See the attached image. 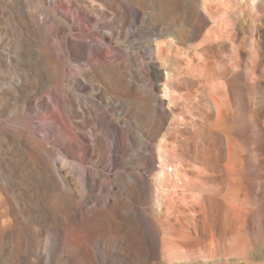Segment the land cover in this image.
Here are the masks:
<instances>
[{"label":"bare ground","instance_id":"obj_1","mask_svg":"<svg viewBox=\"0 0 264 264\" xmlns=\"http://www.w3.org/2000/svg\"><path fill=\"white\" fill-rule=\"evenodd\" d=\"M257 1H246L249 26ZM189 2L160 0L170 22L155 28L137 25L131 0H0V264L257 263L215 233L243 221L240 201L220 195L237 190L228 176L250 175L257 159L224 147L218 127L234 82L263 76L262 54L236 46L234 0ZM212 46L231 49L229 73L247 63L234 84L212 82ZM129 94L147 125L129 115ZM101 232L122 234L110 242L114 259L80 262Z\"/></svg>","mask_w":264,"mask_h":264},{"label":"rangeland","instance_id":"obj_2","mask_svg":"<svg viewBox=\"0 0 264 264\" xmlns=\"http://www.w3.org/2000/svg\"><path fill=\"white\" fill-rule=\"evenodd\" d=\"M178 4H184L186 6H190L187 4L188 0H174ZM185 1V3H184ZM247 1V0H246ZM245 0H234L235 4H238L239 12L236 14L235 18V23L238 24V26L243 27V30L240 32V35L235 41L236 46H238L239 49L243 51H248V50H255L258 53H261V66L260 69L262 71V77L260 82L257 81H250L248 83L249 85H246L243 82L242 79L238 80L239 82H234L237 81L234 78L237 76L239 72L242 74L246 69H248L246 64H243V67L240 68H233L230 70V73L228 70H226V66L231 65L232 61L230 60V55H231V49L226 48L223 46H212L209 51V63H210V71L212 75V82L213 83H219V82H234L233 89H234V95H236V98L234 96V103L230 106L231 109L226 111L223 116V120H221V124L219 125L218 128L223 130V146L227 145H237V155L238 158H243L246 157L245 154H247V157L251 160V163L254 162L255 157L257 159L256 163L259 164H264V141L262 142V139L264 140V112H263V104H264V0H258V8L254 9L251 11L253 12V17H254V23L249 26L247 21L249 20V14H250V9L247 7L249 6ZM141 2V3H140ZM131 4L134 6L136 11L138 12V23L137 25H141L142 23L144 25L150 24L152 27L155 28H161L167 23L170 22V18L164 17L169 11L168 9L171 7L169 4H163L160 3V0H131ZM160 4V5H159ZM260 4V6H259ZM159 7V9H157ZM248 10V11H247ZM255 11V12H254ZM151 12H156L162 16L159 20L153 21L151 19ZM241 12V13H240ZM247 19V20H246ZM213 26V25H212ZM166 27V26H165ZM211 28V25L209 26ZM208 28V29H209ZM207 29V30H208ZM255 29H259L260 31V40L255 37ZM142 30V29H141ZM137 35V36H136ZM133 35V37L130 39V45L134 43L143 41L146 37L143 36V34H136ZM262 38V39H261ZM258 39V40H257ZM262 40V41H261ZM261 41V42H260ZM254 44V45H253ZM260 44V45H259ZM262 44V47H261ZM153 45L152 44H147L144 45V47L140 50L141 54V59L143 60V65L144 67L145 64L147 63V60L145 58V53L146 52H151L153 50ZM218 47V48H217ZM187 54L190 53L188 48H182ZM217 49V51H215ZM221 49V50H220ZM144 56V57H143ZM145 58V59H143ZM212 58V59H211ZM263 60V61H262ZM231 62V63H230ZM157 66L158 63L156 62ZM263 63V65H262ZM244 65H246L244 67ZM245 68V69H244ZM162 74L166 75L167 74V67L164 69H161ZM237 71V72H236ZM147 73V74H146ZM145 75H149L148 69L145 70ZM163 80H160L157 82V86L159 89H157L158 92V97L165 99L163 97ZM232 80V81H231ZM234 80V81H233ZM228 81V82H227ZM243 83V84H242ZM257 83V84H256ZM241 84V86H239ZM243 85V86H242ZM246 85V86H245ZM237 86V87H236ZM236 87V88H235ZM239 91H238V90ZM195 90V87L192 88V91ZM238 92V93H237ZM239 96V97H238ZM127 102H126V101ZM138 100V97L135 96L134 94H129L124 97V101L127 103L128 108L130 110V116H134L135 118H139V114L136 112V104L140 103ZM262 108V109H261ZM213 116V117H212ZM210 117V124L214 125L212 129L217 130L216 125H217V118L216 115L213 114ZM139 119H142V122H144V126L147 125L145 123V118L141 117ZM223 121V122H222ZM223 123V124H222ZM258 128V129H257ZM260 129V130H259ZM260 131V134H258ZM242 132V133H241ZM258 135V138H257ZM256 136V137H255ZM260 139V141H259ZM233 143V144H232ZM259 143V144H258ZM261 144V146H260ZM239 146V147H238ZM257 146V147H256ZM263 146V147H262ZM259 147V148H258ZM255 148V150H254ZM258 150V151H257ZM259 150H261L259 152ZM255 151V153H254ZM261 155L263 157V162L261 163L258 160L259 158L258 155H253V154ZM252 156V157H251ZM254 158V159H253ZM254 160V161H252ZM225 163V162H223ZM256 163H253L251 165V174L250 175H245L247 172L246 168H243V170L239 173L235 172V174L229 175L228 179L230 182H237L238 183V189L237 190H232L233 192L230 191L231 186H225L223 189V193L220 195L221 197H224L226 195L233 197V199H238L240 201V205H242V212L240 213L239 219L242 221L241 227L238 225V227H223L220 228L215 234L218 236H215V238L219 239V236L223 238L224 242H231V246L233 247L232 253L233 252H238L240 250L241 252L247 253V255L254 261L256 264H264V217L260 214L261 207H264V199L260 197L261 192L264 190V165L257 166ZM255 164V165H254ZM263 168V169H261ZM250 169V170H251ZM263 170V171H262ZM244 172V173H243ZM242 174V175H241ZM244 176V177H241ZM250 176V177H249ZM233 177V178H231ZM241 177V178H240ZM252 177V178H251ZM246 178V179H245ZM248 179V180H247ZM254 179V180H253ZM247 180V181H245ZM252 182V186L254 188H250V190L245 186V183L247 182ZM240 183V184H239ZM242 183V184H241ZM260 183V184H259ZM239 185H243L242 187ZM262 186V189L259 188ZM226 188V189H225ZM255 189V190H254ZM228 193H227V191ZM254 190V191H252ZM241 191V192H240ZM258 193V196L256 195ZM261 191V192H260ZM239 192V193H238ZM253 192V194H252ZM247 193V194H246ZM226 194V195H225ZM237 195V196H236ZM253 195V196H252ZM236 196V197H235ZM248 196V197H247ZM244 199V200H243ZM261 199V200H260ZM249 201V202H248ZM259 206V208H258ZM260 209V210H259ZM259 213V214H258ZM258 214V215H256ZM244 218V219H243ZM250 220V221H249ZM239 223V224H240ZM49 225V224H46ZM53 225V224H52ZM37 227V225L35 224ZM49 231V229L47 228ZM51 235L54 233V230L50 232ZM102 234H95L91 238L90 243L83 249V251L80 254V262H86L88 257L91 259L95 258V255H101L104 258H108V260L112 261L114 258L113 256V248L112 244H110L111 241L115 240V236L120 237L122 234H118L117 232L113 233H105L101 232ZM50 235V236H51ZM207 235H203L199 237V239H207ZM232 238V241L229 239ZM98 242H103L106 245V250H97V244ZM237 246V247H236ZM100 253V254H99ZM104 255H103V254ZM259 257V258H258ZM263 257V258H262ZM235 257H231L230 264H246V260H241L238 261L237 263L235 262ZM259 259V260H258ZM259 262V263H258ZM153 263V258H149V260H142L138 264H152ZM127 264H137V262H127ZM167 264V263H166Z\"/></svg>","mask_w":264,"mask_h":264}]
</instances>
